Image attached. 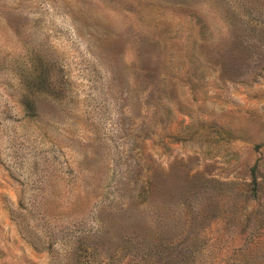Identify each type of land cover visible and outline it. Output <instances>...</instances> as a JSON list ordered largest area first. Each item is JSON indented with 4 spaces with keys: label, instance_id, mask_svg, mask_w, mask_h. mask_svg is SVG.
Masks as SVG:
<instances>
[{
    "label": "rangeland",
    "instance_id": "obj_1",
    "mask_svg": "<svg viewBox=\"0 0 264 264\" xmlns=\"http://www.w3.org/2000/svg\"><path fill=\"white\" fill-rule=\"evenodd\" d=\"M0 264H264V0H0Z\"/></svg>",
    "mask_w": 264,
    "mask_h": 264
}]
</instances>
